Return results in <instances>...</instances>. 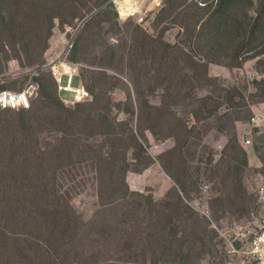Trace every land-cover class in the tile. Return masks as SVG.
Returning a JSON list of instances; mask_svg holds the SVG:
<instances>
[{"label":"rangeland","instance_id":"rangeland-1","mask_svg":"<svg viewBox=\"0 0 264 264\" xmlns=\"http://www.w3.org/2000/svg\"><path fill=\"white\" fill-rule=\"evenodd\" d=\"M104 1L1 2L8 28L0 22V87L29 90V111L40 104L41 82L59 97L49 68L63 56L75 61L74 45L81 35L75 62L82 64V79L93 96L83 102L88 109L105 99L100 106L111 116L104 126L93 122L87 137L84 127L76 128L87 161L74 171L88 184L74 200L85 236L79 248L97 253L89 264H242L240 247L249 236L243 237L239 228L263 217L256 193L258 184L264 185V130L254 132L255 146L244 144L253 136L246 124L255 112L264 114V80L253 81L250 74L251 69L264 74V55L243 66L212 63L210 81L202 79L190 87L183 75L173 74L178 81L172 80L176 68L163 66L176 55H168L165 48L178 45L179 55L184 49L203 58L205 51L198 47H209L214 38L194 37L192 42L191 31L194 22L202 20L197 36L208 30L216 36L217 22L209 20L208 11L188 3L200 18L185 24L176 15L167 17L170 12L161 11L167 5L158 7L162 0H154L148 11L155 17L143 26L140 19L121 22L109 7L110 0ZM95 16L99 17L94 27L87 29ZM140 41L147 45L148 55L135 52ZM182 58L181 70L192 76ZM97 75L103 78L102 85ZM82 79L77 77L74 86L83 84ZM235 89L243 98L237 94L231 103L226 95ZM206 96L220 104L217 112L197 109L207 104ZM65 98L75 100L72 93ZM77 104L66 103L73 110ZM41 138L50 142L44 144L50 149L58 145L48 135ZM113 161L119 164L115 169ZM103 168L105 176L114 171L128 185L124 196L111 197L105 205L98 197L97 180ZM109 255L112 258L106 260Z\"/></svg>","mask_w":264,"mask_h":264},{"label":"trees","instance_id":"trees-1","mask_svg":"<svg viewBox=\"0 0 264 264\" xmlns=\"http://www.w3.org/2000/svg\"><path fill=\"white\" fill-rule=\"evenodd\" d=\"M8 1L10 0H0V22L6 28L7 12L1 2L6 4ZM108 1L105 0L104 3ZM188 3L194 6L199 4L208 11L209 20L214 18L217 22L216 36L210 30L197 36V25L202 20L195 21L191 41L193 42L194 37H204L208 40L214 38L215 42L203 49L198 47L199 51H205L203 58L199 60L196 54L187 53L183 48L179 55L178 49L181 50V47L178 45L165 48L168 55L176 54L170 63L167 62V67L163 64L165 68H176L170 74L172 80L178 81L173 74L176 77L183 75L186 84L194 87L202 79L210 81L212 63L243 66L248 59H258L264 55V0H162L158 7L166 4L165 10L161 11L170 12L167 17L176 15L181 17L182 23L187 24L190 19L200 18L192 14ZM109 7L115 10L114 13L120 19L117 5L111 3ZM159 10L156 9V12ZM98 17H93L87 23V29L92 30ZM153 17L155 15L151 13L140 24H151ZM163 21L164 18H161V22ZM81 41L82 37L79 35L73 50L75 61L81 49ZM145 42L148 43L147 38ZM146 46L140 41L135 46V52L148 55L149 49ZM161 50L164 51L159 49ZM181 57L192 68V76L185 69L181 70ZM75 61L71 62L77 63ZM28 64L30 65V60ZM133 66L135 65H131V68L135 69ZM96 79L100 85L104 82L98 75ZM5 90V85L0 87V92ZM237 94L242 97V93L236 89L229 91L227 100L235 103ZM40 95V104H36L32 111L20 109L15 115H9L7 112L16 111L5 112L0 109V264H89L88 260H95L97 253H85L79 248L85 243V236L84 231L82 233L81 214L74 206L75 198L88 186L86 178L83 180L74 171L87 161L76 128L84 127L82 134L87 137L88 128L93 122L97 121L104 126L109 123L111 116L108 108L100 106L105 99L99 98V106L97 104L88 109V105L84 104L87 102H79L77 109L73 110L66 105L64 98L57 94V97H53L48 93V87L43 82L40 84ZM204 101L207 104L198 105L199 111L201 107L207 108L210 114L218 111L220 104L212 96H206ZM43 134L58 145L51 149L44 146L50 142L41 138ZM177 144L182 145L180 141ZM118 165L116 161L112 162L114 169ZM105 172L106 169L103 168L97 178L98 197L102 205L110 202L111 197L124 196L128 187L123 184L119 174L113 171L105 176ZM256 197L262 213L260 195L256 193ZM111 258L109 255L106 260Z\"/></svg>","mask_w":264,"mask_h":264},{"label":"built area","instance_id":"built-area-1","mask_svg":"<svg viewBox=\"0 0 264 264\" xmlns=\"http://www.w3.org/2000/svg\"><path fill=\"white\" fill-rule=\"evenodd\" d=\"M139 1L143 0H115V3L121 14V22H126L132 19H140L142 22L146 20L150 14L148 8L154 0H148L143 3ZM156 1V0H155ZM158 1V0H157ZM68 56V55H67ZM67 56H63L60 63L51 66L49 69L53 73L55 81H57L60 90V97L69 104L70 102L77 104L83 101H90L93 96L87 86L83 83L75 85L77 77H82V64L72 63L67 60ZM59 60V61H60ZM253 81L264 80V74H259L257 70L251 69ZM67 79V84L64 85ZM66 93H72L75 96V100L69 101L65 98ZM32 107V97L29 90L21 92H13L5 90L0 92V109L1 110H20L30 109ZM246 130L252 132L253 136L246 138L244 146L250 148L255 146L254 132L264 130V114L255 113L249 122L246 124ZM257 193L260 195V200L263 203V217L248 225L245 228H239L242 236L249 238L242 242L241 252L243 254L242 264H264V185L258 184ZM246 229L247 233L243 232ZM237 251V250H235Z\"/></svg>","mask_w":264,"mask_h":264},{"label":"clouds","instance_id":"clouds-1","mask_svg":"<svg viewBox=\"0 0 264 264\" xmlns=\"http://www.w3.org/2000/svg\"><path fill=\"white\" fill-rule=\"evenodd\" d=\"M110 3H112V1H110ZM67 60H69V56H67ZM70 61V60H69ZM71 62V61H70ZM73 63V62H72ZM77 64H80V63H77ZM82 79V77L80 78V80ZM82 81H83V79H82ZM83 83H84V81H83ZM85 84V83H84ZM88 88V87H87ZM91 92V91H90ZM92 94V93H91ZM91 101V100H90Z\"/></svg>","mask_w":264,"mask_h":264},{"label":"water","instance_id":"water-1","mask_svg":"<svg viewBox=\"0 0 264 264\" xmlns=\"http://www.w3.org/2000/svg\"><path fill=\"white\" fill-rule=\"evenodd\" d=\"M88 20H89V19H87V20L81 25V27L79 28V30H81V28L84 27V25L88 22Z\"/></svg>","mask_w":264,"mask_h":264},{"label":"bare ground","instance_id":"bare-ground-1","mask_svg":"<svg viewBox=\"0 0 264 264\" xmlns=\"http://www.w3.org/2000/svg\"><path fill=\"white\" fill-rule=\"evenodd\" d=\"M147 1H148V0H143V1H139V3H140V2L146 3Z\"/></svg>","mask_w":264,"mask_h":264}]
</instances>
